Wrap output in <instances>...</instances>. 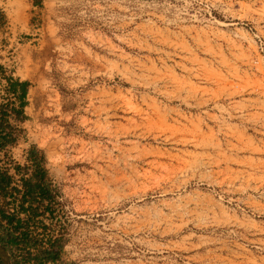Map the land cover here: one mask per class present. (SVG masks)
<instances>
[{"label":"rangeland","instance_id":"rangeland-1","mask_svg":"<svg viewBox=\"0 0 264 264\" xmlns=\"http://www.w3.org/2000/svg\"><path fill=\"white\" fill-rule=\"evenodd\" d=\"M0 65L66 263L264 264V0H0Z\"/></svg>","mask_w":264,"mask_h":264},{"label":"built area","instance_id":"built-area-1","mask_svg":"<svg viewBox=\"0 0 264 264\" xmlns=\"http://www.w3.org/2000/svg\"><path fill=\"white\" fill-rule=\"evenodd\" d=\"M14 150L19 151L20 157L16 159L11 156L9 160L5 157L4 160L5 154ZM25 150L17 144L0 152V172L8 178L0 189V240L10 235L18 242L6 246L10 264H66L61 257L54 261L45 258L48 240L60 239L63 242L67 239L62 229L49 230L52 224L60 226L63 222H48L61 207L63 196L50 181V198L41 197L37 192L32 194L33 199L30 198L23 185L31 171ZM47 207L52 210L51 214ZM36 256H39L38 260Z\"/></svg>","mask_w":264,"mask_h":264},{"label":"trees","instance_id":"trees-1","mask_svg":"<svg viewBox=\"0 0 264 264\" xmlns=\"http://www.w3.org/2000/svg\"><path fill=\"white\" fill-rule=\"evenodd\" d=\"M40 1L33 0V4H40ZM4 71L0 65V98H2L0 100V152L7 147L19 144V125L27 119L24 108L27 105L29 85L27 80H20L10 74H5ZM21 137L24 140L22 135ZM25 158L31 167L30 176L23 181L27 194L30 195L31 199H33L32 194L34 192L39 193L41 197L50 198L51 183L43 165L44 157L35 146L31 145L25 150ZM7 182V176L0 172V189ZM47 209L51 214L52 210L48 207ZM1 241L5 247L9 244L16 245L18 243L16 238L10 235ZM61 243L60 239L48 240V247L45 252L47 260L54 261L59 258ZM36 259L38 260L39 256H36Z\"/></svg>","mask_w":264,"mask_h":264},{"label":"flooded vegetation","instance_id":"flooded-vegetation-1","mask_svg":"<svg viewBox=\"0 0 264 264\" xmlns=\"http://www.w3.org/2000/svg\"><path fill=\"white\" fill-rule=\"evenodd\" d=\"M0 247H1V249H2V252L6 255L7 259L9 260V264H10V259L8 258V257H9V256H8V253L6 252L5 245H4L2 242H0ZM2 259H3V257H2L1 254H0V264H3Z\"/></svg>","mask_w":264,"mask_h":264},{"label":"water","instance_id":"water-1","mask_svg":"<svg viewBox=\"0 0 264 264\" xmlns=\"http://www.w3.org/2000/svg\"><path fill=\"white\" fill-rule=\"evenodd\" d=\"M0 254L3 257V259H2L3 264H9V260L7 259L6 255L2 252L1 247H0Z\"/></svg>","mask_w":264,"mask_h":264},{"label":"crops","instance_id":"crops-1","mask_svg":"<svg viewBox=\"0 0 264 264\" xmlns=\"http://www.w3.org/2000/svg\"><path fill=\"white\" fill-rule=\"evenodd\" d=\"M0 242H2L1 240H0ZM3 243V242H2ZM6 248V247H5ZM6 252L8 253V251H7V248H6ZM8 256H9V254H8ZM9 258V257H8Z\"/></svg>","mask_w":264,"mask_h":264}]
</instances>
